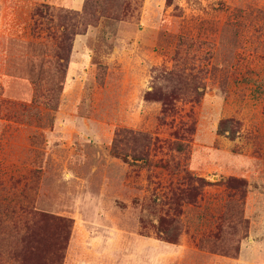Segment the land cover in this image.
<instances>
[{
    "label": "rangeland",
    "instance_id": "rangeland-1",
    "mask_svg": "<svg viewBox=\"0 0 264 264\" xmlns=\"http://www.w3.org/2000/svg\"><path fill=\"white\" fill-rule=\"evenodd\" d=\"M64 4L0 0V264H264V0Z\"/></svg>",
    "mask_w": 264,
    "mask_h": 264
},
{
    "label": "trees",
    "instance_id": "trees-1",
    "mask_svg": "<svg viewBox=\"0 0 264 264\" xmlns=\"http://www.w3.org/2000/svg\"><path fill=\"white\" fill-rule=\"evenodd\" d=\"M90 9H91V6L88 7L87 0H83V5H82V9H81L82 15L88 16V17L91 16ZM71 16L72 15H70L69 13H65V12H58L57 13L58 25L60 28H62V32L64 34L67 32L64 22L67 21L69 18H71ZM83 21H84V18H83ZM70 54L71 53L68 52V55H67L68 58H69ZM57 60H60V59L58 58ZM62 60L67 61V59H62ZM57 67H58L60 72L63 71L64 67L59 62L57 64ZM163 77H164L163 81L170 87V91H168V95H170V94L171 95L172 94L177 95V92H181L184 88H186V83L182 80H179L181 78L178 74L175 75V74L169 73V74H165ZM198 94L200 95L201 92H198ZM52 108L56 109V106H54ZM238 133H239V125L236 121H234L232 119H224V120H221L218 122L217 129H216V134L218 136H222V137L226 138L227 140H229L230 142H233L238 137ZM178 150H179V152H181L183 150L182 146H178ZM111 155L115 158H120L121 161L124 163H130L129 162V155H126V154L121 155L115 151H112ZM130 158L133 161L142 160L140 157L134 156V155H132ZM40 216H43V215L41 214ZM178 231H179V229L175 224L166 222L162 218L158 220V226H157V232L158 233H157V235L161 241L166 242V243H170V244L175 243V241L178 238Z\"/></svg>",
    "mask_w": 264,
    "mask_h": 264
},
{
    "label": "crops",
    "instance_id": "crops-1",
    "mask_svg": "<svg viewBox=\"0 0 264 264\" xmlns=\"http://www.w3.org/2000/svg\"><path fill=\"white\" fill-rule=\"evenodd\" d=\"M65 2L64 5H66V7L74 9V10H79L83 0H63Z\"/></svg>",
    "mask_w": 264,
    "mask_h": 264
}]
</instances>
